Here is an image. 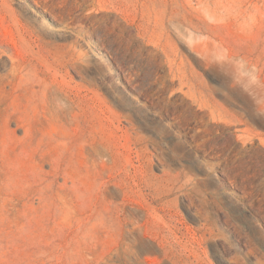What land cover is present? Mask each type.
I'll return each instance as SVG.
<instances>
[{
	"label": "rangeland",
	"instance_id": "rangeland-1",
	"mask_svg": "<svg viewBox=\"0 0 264 264\" xmlns=\"http://www.w3.org/2000/svg\"><path fill=\"white\" fill-rule=\"evenodd\" d=\"M0 264H264V0H0Z\"/></svg>",
	"mask_w": 264,
	"mask_h": 264
}]
</instances>
